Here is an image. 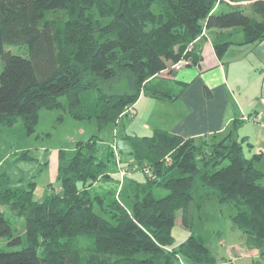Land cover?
I'll use <instances>...</instances> for the list:
<instances>
[{"label":"trees","instance_id":"1","mask_svg":"<svg viewBox=\"0 0 264 264\" xmlns=\"http://www.w3.org/2000/svg\"><path fill=\"white\" fill-rule=\"evenodd\" d=\"M243 1L0 0V126L20 121L28 134L46 107L103 128L136 115L140 96L175 99L186 83L169 86L161 72L197 63L191 42L204 30L213 31L218 57L230 45L264 39V0ZM121 74L132 87L113 90ZM237 135L235 125L207 138L160 128L125 133L131 158L124 167L117 145L98 152L92 135L67 159L59 150L58 189L48 183L40 200L36 182L11 185L2 174L0 238L8 248H0V264H216L204 234L190 227L178 244L172 234L177 215L191 224L189 206L208 197L234 206L232 224L247 244L263 247L264 168Z\"/></svg>","mask_w":264,"mask_h":264},{"label":"rangeland","instance_id":"2","mask_svg":"<svg viewBox=\"0 0 264 264\" xmlns=\"http://www.w3.org/2000/svg\"><path fill=\"white\" fill-rule=\"evenodd\" d=\"M219 9L225 10L227 7L224 4L219 5L217 10ZM213 34L211 30H204L203 34L200 33L191 43H196L197 51L201 52L202 46H199L198 41L203 36L211 40ZM5 48L17 54L23 52L21 47L15 45H5ZM178 69L167 75L165 72L161 74L166 76L168 81L170 80L168 76L174 77ZM121 75L112 83L113 90L132 87L130 76ZM148 97L144 96L139 104L134 103L138 116L126 115L119 119L118 123L110 122L103 128H99L95 118L76 119L69 116L63 109L46 107L39 109L34 130L28 134L24 132L20 121H17L13 127L0 126V176L6 174L11 185L29 187L30 182H36L33 196L40 200L46 190L51 191L47 186L48 183L50 187L58 189L56 178L59 150L63 151L64 158L67 159L73 154L76 142L85 141L92 135H96L98 152L106 145L115 143L121 166L124 167L131 158V146L129 139L124 137L125 133L139 136L150 134L156 128L165 129V126L172 124L185 113L180 102L173 105L159 101L152 103L150 101L154 100ZM115 130L118 131L117 135H114ZM23 153L27 155L24 156ZM245 154L248 153L245 152ZM117 175L122 178L126 174L120 169ZM136 175L138 178L145 177L143 172H136ZM164 192L166 191L162 190L159 194ZM193 203V206H189L191 224L184 225L181 213L176 217L172 227L175 244L188 236L191 227L195 232L205 235L207 244L216 257V264H264V246L256 247L247 244L244 233L232 224L230 217L236 212L234 206L219 202L215 197L201 200L197 207L195 202ZM12 220L15 231L21 232L23 230L21 221L14 217ZM0 248H8L5 238H0Z\"/></svg>","mask_w":264,"mask_h":264},{"label":"crops","instance_id":"3","mask_svg":"<svg viewBox=\"0 0 264 264\" xmlns=\"http://www.w3.org/2000/svg\"><path fill=\"white\" fill-rule=\"evenodd\" d=\"M198 42L201 59L176 70L174 77L168 76L169 86L172 81L186 83L181 94L173 100L148 97L152 103L180 102L185 112L172 124L160 126L185 137L207 138L235 125L247 155L259 153L256 165L264 168V39L230 45L222 57L216 55L209 38L203 36Z\"/></svg>","mask_w":264,"mask_h":264},{"label":"built area","instance_id":"4","mask_svg":"<svg viewBox=\"0 0 264 264\" xmlns=\"http://www.w3.org/2000/svg\"><path fill=\"white\" fill-rule=\"evenodd\" d=\"M184 61H179L176 64L172 65L173 68L178 69L184 65Z\"/></svg>","mask_w":264,"mask_h":264}]
</instances>
